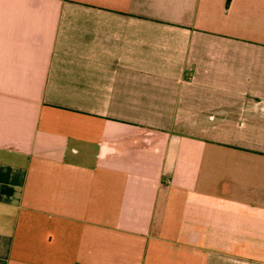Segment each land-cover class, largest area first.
<instances>
[{"label": "crops", "instance_id": "obj_1", "mask_svg": "<svg viewBox=\"0 0 264 264\" xmlns=\"http://www.w3.org/2000/svg\"><path fill=\"white\" fill-rule=\"evenodd\" d=\"M0 264H264V0H0Z\"/></svg>", "mask_w": 264, "mask_h": 264}]
</instances>
